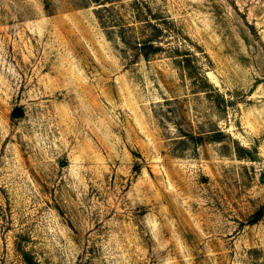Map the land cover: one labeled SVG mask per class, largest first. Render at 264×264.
Segmentation results:
<instances>
[{
    "label": "rangeland",
    "instance_id": "obj_1",
    "mask_svg": "<svg viewBox=\"0 0 264 264\" xmlns=\"http://www.w3.org/2000/svg\"><path fill=\"white\" fill-rule=\"evenodd\" d=\"M100 1L0 0V264H264V0Z\"/></svg>",
    "mask_w": 264,
    "mask_h": 264
},
{
    "label": "trees",
    "instance_id": "obj_2",
    "mask_svg": "<svg viewBox=\"0 0 264 264\" xmlns=\"http://www.w3.org/2000/svg\"><path fill=\"white\" fill-rule=\"evenodd\" d=\"M96 4H101L100 0H94ZM96 16H98L97 10L95 11ZM98 20L102 27H104V22L101 17L98 16ZM154 30L156 31L152 35H148L143 39H135L133 40L132 50L136 52L138 56H142L144 59H148L150 56L157 54L164 50L163 43L159 39L163 32V28H159L153 25ZM136 38V37H135ZM122 39L126 41L125 37L122 35ZM128 43V41H126ZM172 48V62L174 65L181 71L185 72L186 75L191 79V83L195 88V91H212L215 92L216 88L212 83L208 80V78L204 74V62L202 61V56L205 57L203 50L200 49L199 46H196V50H190L188 48H184L180 45ZM219 133H221L219 131ZM189 134L190 138L195 141L202 140L203 137L201 135H193Z\"/></svg>",
    "mask_w": 264,
    "mask_h": 264
},
{
    "label": "water",
    "instance_id": "obj_3",
    "mask_svg": "<svg viewBox=\"0 0 264 264\" xmlns=\"http://www.w3.org/2000/svg\"><path fill=\"white\" fill-rule=\"evenodd\" d=\"M260 181L264 182V173L261 175Z\"/></svg>",
    "mask_w": 264,
    "mask_h": 264
}]
</instances>
